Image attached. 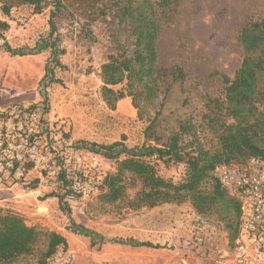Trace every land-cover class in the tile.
Masks as SVG:
<instances>
[{"label": "rangeland", "instance_id": "rangeland-1", "mask_svg": "<svg viewBox=\"0 0 264 264\" xmlns=\"http://www.w3.org/2000/svg\"><path fill=\"white\" fill-rule=\"evenodd\" d=\"M4 4L0 0V23L8 25L0 24V115L37 104L51 138L45 140L44 134L37 139L42 161L30 164L25 180L8 177L0 163V209L64 235L70 264H233L223 214L199 213L189 199L135 209L130 204L140 183L123 200L107 203L100 197L105 177L117 171V160L80 143L123 141L130 149L142 144L146 126L130 97L112 109L102 96V65L128 42L117 20L97 9L67 6L57 11L51 1L40 13L18 5L6 14ZM169 14L158 38V65L167 74L182 69L185 79L173 83L162 107L163 93L153 105L154 111L162 110L160 133L167 139L187 125L195 130L197 143L212 150L218 127L209 122V99H223L222 75L234 76L243 57L236 36L248 20L264 18V0H181ZM47 71L53 80L44 90ZM183 139L190 143L191 136ZM61 167L75 174L73 189L81 196L67 195L61 202L50 196L65 193L57 179ZM157 167L160 175L177 183L187 170L183 163L158 162ZM36 179V192L18 198L20 202L4 200L3 180L25 189ZM203 188L209 189L210 182ZM46 244L42 238L31 254L10 264H40Z\"/></svg>", "mask_w": 264, "mask_h": 264}, {"label": "trees", "instance_id": "trees-1", "mask_svg": "<svg viewBox=\"0 0 264 264\" xmlns=\"http://www.w3.org/2000/svg\"><path fill=\"white\" fill-rule=\"evenodd\" d=\"M49 1L57 11L69 6L76 10L97 9L101 15H112L127 34L128 42L119 45L118 52L111 54L102 65V96L112 109L120 100L130 97L138 117L146 121V126L142 144L130 149L123 141L80 143L95 153L117 160V171L107 175L102 183L101 199L107 203L123 200L128 189L137 183L141 184V188L130 204L135 209L189 199L199 213L223 214L233 243L238 233L240 203L221 185L215 171L222 165L243 164L252 157L264 158V18L248 20L238 32L236 39L243 50L240 67L234 76L222 75L223 99H209L213 104L209 122L218 127L217 146L211 150L197 143L195 130L187 125H181L179 133L165 139L160 133L162 110L153 109L162 93L161 107L173 83L185 79L182 69L167 74L158 65V38L162 23L170 18V10L181 0H5L3 9L9 14L14 6L28 5L40 13ZM0 24L8 27L6 23ZM8 50L13 54H22L10 47ZM50 72L47 71L44 76V90L53 80L52 77L48 80ZM20 108L28 111L37 109L38 105ZM50 130L44 123L35 136L38 139L45 134V140L49 139ZM186 134L191 136L190 143L183 139ZM23 136L34 142L33 136ZM19 140L16 138V144ZM124 154L128 156L120 159ZM158 162L166 166L185 164L184 179L177 183L163 177L159 174ZM13 163L14 171L19 161L13 160ZM30 164L27 162L24 165L26 170L31 168ZM74 175L61 167L57 179L65 193L55 191L50 196L58 197L60 202L67 195L81 196V192L76 193L73 189L77 181ZM204 182H210L209 189L203 188ZM38 183V179L34 180L30 188H36ZM85 234H88L87 231ZM42 238L47 244L40 264H46L58 250L66 248V238L54 231H43L28 225L21 215L0 209V264H10L21 256L31 254ZM132 242L135 246H153L148 242Z\"/></svg>", "mask_w": 264, "mask_h": 264}, {"label": "built area", "instance_id": "built-area-1", "mask_svg": "<svg viewBox=\"0 0 264 264\" xmlns=\"http://www.w3.org/2000/svg\"><path fill=\"white\" fill-rule=\"evenodd\" d=\"M44 125L37 109H17L0 115V163L8 177L26 179L27 162L39 165L42 161L35 134ZM23 134L34 137L29 142ZM16 138L20 139L16 144ZM13 160L19 166L13 171ZM221 185L240 203L238 233L232 243L233 264H264V158L252 157L240 165H222L215 171ZM70 253L58 250L51 264H70Z\"/></svg>", "mask_w": 264, "mask_h": 264}, {"label": "crops", "instance_id": "crops-1", "mask_svg": "<svg viewBox=\"0 0 264 264\" xmlns=\"http://www.w3.org/2000/svg\"><path fill=\"white\" fill-rule=\"evenodd\" d=\"M3 183H6V185H2L3 188L1 189L7 190L5 191L6 197L4 198V200H12L14 202H20V200H23V199H18V198H24L23 197L24 195L32 194L33 192H36V189H37V188H34L31 190V188H27V187H25V189H19L17 183L12 184L8 180H3ZM43 207L45 209H48L46 205H43Z\"/></svg>", "mask_w": 264, "mask_h": 264}]
</instances>
